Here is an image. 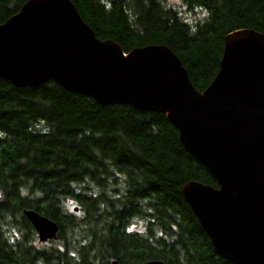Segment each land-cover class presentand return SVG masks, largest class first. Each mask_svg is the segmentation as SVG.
Returning a JSON list of instances; mask_svg holds the SVG:
<instances>
[{
  "label": "trees",
  "instance_id": "trees-1",
  "mask_svg": "<svg viewBox=\"0 0 264 264\" xmlns=\"http://www.w3.org/2000/svg\"><path fill=\"white\" fill-rule=\"evenodd\" d=\"M26 1L0 0V24ZM70 1L98 39L124 52L168 47L198 91L217 73L227 33L264 34V0H179L205 13L196 19L164 0ZM189 181L217 187L165 115L103 106L53 81L18 88L0 78V264H233L184 200ZM24 209L53 220L57 239L37 247Z\"/></svg>",
  "mask_w": 264,
  "mask_h": 264
},
{
  "label": "water",
  "instance_id": "water-1",
  "mask_svg": "<svg viewBox=\"0 0 264 264\" xmlns=\"http://www.w3.org/2000/svg\"><path fill=\"white\" fill-rule=\"evenodd\" d=\"M0 78L18 88L53 81L103 106L165 115L182 147L217 183L181 188L214 250L233 264H264V34L227 33L218 71L198 91L168 47L124 52L98 39L70 0H27L0 24ZM22 213L39 244L57 239L53 220Z\"/></svg>",
  "mask_w": 264,
  "mask_h": 264
},
{
  "label": "rangeland",
  "instance_id": "rangeland-1",
  "mask_svg": "<svg viewBox=\"0 0 264 264\" xmlns=\"http://www.w3.org/2000/svg\"><path fill=\"white\" fill-rule=\"evenodd\" d=\"M167 6H171L174 9H176L179 14L186 18V19H196V18H203L205 13L200 10H189L187 7L183 6L182 3L179 0H164ZM76 205L72 201H68L66 209L68 212H73L78 215L79 211H74ZM131 226L136 231H142L143 229V222L140 220L132 221ZM46 246L49 245V243L45 244ZM37 247L43 246V244L36 243Z\"/></svg>",
  "mask_w": 264,
  "mask_h": 264
}]
</instances>
